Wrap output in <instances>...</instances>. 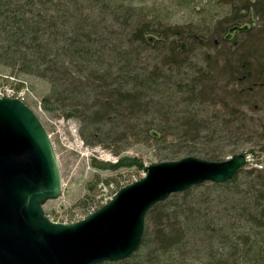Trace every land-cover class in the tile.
I'll list each match as a JSON object with an SVG mask.
<instances>
[{
    "label": "trees",
    "instance_id": "trees-1",
    "mask_svg": "<svg viewBox=\"0 0 264 264\" xmlns=\"http://www.w3.org/2000/svg\"><path fill=\"white\" fill-rule=\"evenodd\" d=\"M259 4L246 0L243 10L251 6L264 18ZM225 28V49L214 45L219 55L199 62L194 46L209 41L122 0H0V65L47 82L45 110L76 120L90 146L120 144L116 156L140 145L152 147L158 163L222 162L252 147L260 159L264 47L235 51L241 33L254 31ZM257 162L227 183L158 203L147 213L138 250L102 264H260L264 166ZM104 167L144 169L142 160L127 157Z\"/></svg>",
    "mask_w": 264,
    "mask_h": 264
},
{
    "label": "water",
    "instance_id": "water-1",
    "mask_svg": "<svg viewBox=\"0 0 264 264\" xmlns=\"http://www.w3.org/2000/svg\"><path fill=\"white\" fill-rule=\"evenodd\" d=\"M246 165L243 155L222 162L188 157L152 165L144 178L88 218L55 224L42 209L62 191L51 138L29 106L0 97V264L122 261L138 250L152 207L206 183H227Z\"/></svg>",
    "mask_w": 264,
    "mask_h": 264
},
{
    "label": "rangeland",
    "instance_id": "rangeland-1",
    "mask_svg": "<svg viewBox=\"0 0 264 264\" xmlns=\"http://www.w3.org/2000/svg\"><path fill=\"white\" fill-rule=\"evenodd\" d=\"M122 1L131 3L137 9H144V13L149 18H154L162 25L193 30L192 34L198 41H209L210 46H194L193 57L199 62L204 60L203 55L206 53L212 56L217 54L214 45L219 48V51L225 49L221 41L222 37L227 35V30H224L225 27L228 29V27L235 25L254 31L250 35L242 32L240 40L233 45L234 50L245 52L251 47L258 50L264 47V18L255 13L251 6H249L250 10L248 11L243 10L246 0ZM257 1L260 2V8L264 10V0ZM229 35H231L230 38L234 37L232 33ZM224 53L221 52L220 55L222 56ZM18 86L22 87L17 88ZM6 87L15 90L20 89L24 92L27 106L35 112L42 122L57 154L62 177V191L57 199L49 200L42 206L44 214L51 222L71 225L88 218L99 210V208H95L100 204L98 197L104 188L112 190L109 188L112 185L114 188L112 192L114 193L115 190H120L124 186L143 178L147 174V167L160 164L154 156V149L150 146H128L121 152L120 156H116L115 152L120 151L123 147L120 144L108 143L109 148L86 144L79 133L80 125L76 120L60 117L59 111L55 109L52 111L45 110L42 102L43 98L50 92V87L42 79L21 74L16 70L0 65V89ZM252 149H254V154L250 153ZM242 151L248 153L243 155L247 160V165L244 168L255 167L254 164H259L257 160L264 166V155L258 159L260 153L257 148L246 147ZM125 157L142 160L144 169L131 167L113 171L104 167L113 165ZM248 157L253 161L252 163H249ZM147 225H150L149 219L148 223H145V227ZM194 248L198 249L199 246L195 244ZM259 263L264 264V257L260 259Z\"/></svg>",
    "mask_w": 264,
    "mask_h": 264
},
{
    "label": "bare ground",
    "instance_id": "bare-ground-1",
    "mask_svg": "<svg viewBox=\"0 0 264 264\" xmlns=\"http://www.w3.org/2000/svg\"><path fill=\"white\" fill-rule=\"evenodd\" d=\"M16 91H18V92H20V89H16ZM15 99H17V98H15ZM20 100V99H19ZM22 101V100H21ZM23 103H25L26 104V102L25 101H22ZM27 105V104H26ZM147 169V168H146ZM147 175V174H146ZM145 175V176H146ZM144 176V177H145ZM143 177V178H144ZM142 179V178H141ZM140 179V180H141ZM139 181V180H138ZM135 182H137V181H135ZM134 182V183H135ZM134 183H132V184H134ZM132 184H129L128 186H130V185H132ZM128 186H124L123 188H125V187H128ZM110 189H112V190H109L108 188H104L102 191H101V195L98 197V202H99V200H100V204H99V206H97L95 209H100V208H102L103 206H105V205H107L108 203H110L115 197H116V195H117V193L120 191V190H122L123 188H121L120 190H115V192L113 193L112 191H113V186L112 185H110V187H109ZM112 193H113V195H112ZM43 206V205H42ZM94 209V210H95ZM46 216V215H45ZM47 217V216H46ZM80 222V221H79ZM76 223H78V222H75V223H73V224H71V225H74V224H76ZM56 224V223H55ZM64 225H68V224H64Z\"/></svg>",
    "mask_w": 264,
    "mask_h": 264
},
{
    "label": "built area",
    "instance_id": "built-area-1",
    "mask_svg": "<svg viewBox=\"0 0 264 264\" xmlns=\"http://www.w3.org/2000/svg\"><path fill=\"white\" fill-rule=\"evenodd\" d=\"M0 97H3V98H17V99H20L22 101H25V96H24V92L23 91H16L15 89H12V88H3V89H0ZM248 161L249 163H252L253 161H251L248 157Z\"/></svg>",
    "mask_w": 264,
    "mask_h": 264
}]
</instances>
